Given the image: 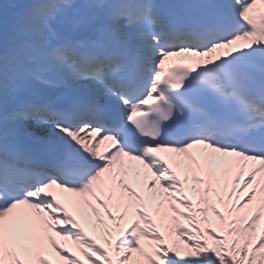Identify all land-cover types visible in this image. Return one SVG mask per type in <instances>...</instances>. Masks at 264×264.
<instances>
[{"label": "snow or ice", "instance_id": "1", "mask_svg": "<svg viewBox=\"0 0 264 264\" xmlns=\"http://www.w3.org/2000/svg\"><path fill=\"white\" fill-rule=\"evenodd\" d=\"M0 5V264H264V0Z\"/></svg>", "mask_w": 264, "mask_h": 264}]
</instances>
